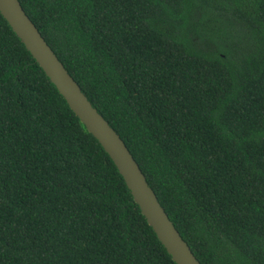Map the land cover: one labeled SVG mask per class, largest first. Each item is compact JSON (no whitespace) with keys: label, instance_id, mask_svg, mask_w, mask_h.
I'll return each instance as SVG.
<instances>
[{"label":"trees","instance_id":"1","mask_svg":"<svg viewBox=\"0 0 264 264\" xmlns=\"http://www.w3.org/2000/svg\"><path fill=\"white\" fill-rule=\"evenodd\" d=\"M200 264H264V0H18ZM0 264H176L0 14Z\"/></svg>","mask_w":264,"mask_h":264},{"label":"water","instance_id":"2","mask_svg":"<svg viewBox=\"0 0 264 264\" xmlns=\"http://www.w3.org/2000/svg\"><path fill=\"white\" fill-rule=\"evenodd\" d=\"M0 14L63 96L69 108L109 155L141 214L172 260L176 264H200L160 205L122 139L83 94L27 16L20 2L0 0Z\"/></svg>","mask_w":264,"mask_h":264}]
</instances>
